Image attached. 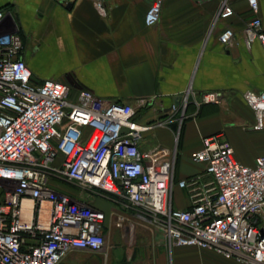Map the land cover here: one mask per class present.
I'll return each instance as SVG.
<instances>
[{
  "label": "built area",
  "instance_id": "1",
  "mask_svg": "<svg viewBox=\"0 0 264 264\" xmlns=\"http://www.w3.org/2000/svg\"><path fill=\"white\" fill-rule=\"evenodd\" d=\"M91 1L103 13V0ZM165 1H148L147 25L157 23ZM260 1L246 0L253 17L242 37L247 49L258 42L264 51ZM233 15L229 1L221 0L217 19ZM4 16L0 10V23ZM219 42L232 47L233 30L224 28ZM22 51L17 31H0V264H60L73 251L105 252L106 214L79 201L66 187L71 185L133 211L169 247L194 246L241 264H264V156L244 166L221 137L204 138L202 149L190 155L204 165L203 173L176 183L187 189L189 209H174L171 202L178 131L195 115L187 110L219 105L223 93L188 90L165 119L144 122L137 114L154 97L114 103L60 81H36ZM242 97L254 112L253 129H263L264 92ZM177 110L180 117L173 119ZM172 123L173 147L141 148L146 132ZM123 221L119 217L117 227Z\"/></svg>",
  "mask_w": 264,
  "mask_h": 264
},
{
  "label": "crops",
  "instance_id": "2",
  "mask_svg": "<svg viewBox=\"0 0 264 264\" xmlns=\"http://www.w3.org/2000/svg\"><path fill=\"white\" fill-rule=\"evenodd\" d=\"M148 1L103 0L101 13L91 0H0L5 15L0 31L19 33L21 57L36 81H60L114 103L154 97L137 114L144 122L165 119L188 90L223 93L219 105L189 106L187 114L195 115L178 131L171 202L187 210L189 193L176 183L203 173L204 165L190 155L202 149L204 138L221 137L244 166L264 156V128L253 129L254 112L242 97L246 91L264 92V51L258 42L249 49L243 43L242 30L253 17L246 0H228L234 15L226 20L217 19L221 0H166L150 26ZM258 17L264 29V1ZM226 27L235 34L229 48L219 42ZM180 114L175 111L173 119ZM176 133V123L155 127L144 134L141 148H171ZM114 205L105 213V252L73 251L60 264H101L102 257L103 264H241L194 246L169 247L133 211ZM119 217L124 221L117 227Z\"/></svg>",
  "mask_w": 264,
  "mask_h": 264
},
{
  "label": "rangeland",
  "instance_id": "3",
  "mask_svg": "<svg viewBox=\"0 0 264 264\" xmlns=\"http://www.w3.org/2000/svg\"><path fill=\"white\" fill-rule=\"evenodd\" d=\"M1 23H0V26H1ZM56 162H58V157L55 159L54 163H56ZM66 187L69 188V191L71 190V193H73L79 201H85L87 203H90L94 207H96L97 209H99L100 211H102L106 214H107V212H110V210L114 209V207H115L114 203L105 196H95L91 193H88L84 190H81L79 187H77L75 185L66 186ZM106 255H108V253ZM102 258L105 259V257H102ZM103 260H101V264L105 263ZM105 260H107V257ZM96 264H97V262H96Z\"/></svg>",
  "mask_w": 264,
  "mask_h": 264
},
{
  "label": "water",
  "instance_id": "4",
  "mask_svg": "<svg viewBox=\"0 0 264 264\" xmlns=\"http://www.w3.org/2000/svg\"><path fill=\"white\" fill-rule=\"evenodd\" d=\"M178 101H176V104H177Z\"/></svg>",
  "mask_w": 264,
  "mask_h": 264
}]
</instances>
